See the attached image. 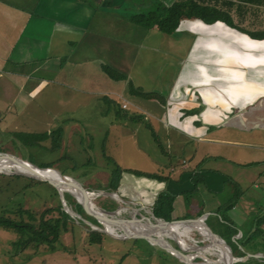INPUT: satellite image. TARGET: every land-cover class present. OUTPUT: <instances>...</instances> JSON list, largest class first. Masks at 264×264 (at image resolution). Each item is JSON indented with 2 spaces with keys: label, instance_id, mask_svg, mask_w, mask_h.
<instances>
[{
  "label": "crops",
  "instance_id": "crops-1",
  "mask_svg": "<svg viewBox=\"0 0 264 264\" xmlns=\"http://www.w3.org/2000/svg\"><path fill=\"white\" fill-rule=\"evenodd\" d=\"M155 1L0 0V125L12 116L11 107L55 102L41 97L46 85H52L49 90L55 93L65 89L81 92L83 87L93 90L102 84L107 87L104 92L128 110L132 104L126 99L128 93L136 96L135 89L143 88L135 73V50L128 44L129 27L132 31L135 16ZM173 1L165 3L170 6ZM225 1L231 3L224 7L233 24L240 27L224 23L222 32L220 28L212 32L209 28L219 23L185 20L172 35L148 29L155 35L175 37L170 40L169 57H177L181 43L188 50L179 67L175 60L168 61L176 73L167 81L165 96L158 88L150 92L161 100L149 99L160 110L154 112L158 107H149L146 98L142 104L133 100V105L152 113L157 122L168 123L184 136L208 145L194 147L191 157L181 158L167 174L162 172L163 164L146 173L149 180L160 184L159 193H144L150 197L149 204L140 199L126 201L142 205L143 213L156 217L160 197L173 198V221L202 217L212 230L207 221L218 217L229 228L224 227L227 232L223 234L228 233L238 249L245 250L254 243L264 245V208L259 202L264 198V35L253 36L264 33V0ZM234 8L239 10L237 17L230 12ZM204 26L207 31L196 28ZM181 33H188L182 41L177 38ZM104 67L124 79H111ZM75 102L85 103L71 98L62 101L66 107ZM44 115L49 119L51 114L45 110ZM135 115L131 110L129 116ZM32 126L36 132L43 131L39 124ZM148 127L155 135V126ZM116 193L121 196L119 190ZM220 225L217 222L216 227ZM230 227L238 235L231 234ZM212 232L234 251L220 231ZM253 233L255 241L249 242Z\"/></svg>",
  "mask_w": 264,
  "mask_h": 264
},
{
  "label": "rangeland",
  "instance_id": "rangeland-1",
  "mask_svg": "<svg viewBox=\"0 0 264 264\" xmlns=\"http://www.w3.org/2000/svg\"><path fill=\"white\" fill-rule=\"evenodd\" d=\"M218 1H220L218 3L220 8H227L223 6L225 0ZM234 9L230 12L237 17L239 10ZM217 25L209 29H212V32L219 30L222 32L224 29L220 27H225L224 23ZM129 28L128 39L130 41L128 44L135 50L133 54L135 73H139L140 76L138 85L143 86L140 92L150 93L158 88V92L165 96L167 81L172 78L174 72L176 73L175 67H179L188 49L181 43L176 53L177 57H169L167 53L170 51V40L175 37L159 33L155 35L153 31L149 33L146 27L141 25L139 27L136 24L132 31L131 27ZM196 28L200 31H207L203 30L207 29L205 26ZM186 35L188 33H181L177 38L182 41L187 37ZM188 43V40L184 42L186 45ZM174 60L176 66L170 67L168 61ZM104 77L113 83L108 76L104 75ZM111 83L109 82L110 85ZM50 88L53 86L46 85L42 89L44 94L41 97L55 100V102L46 103L41 100L33 102L30 107L19 105L11 107L12 116L7 117V120L0 125V155L22 158L39 168L57 169L71 180L78 181L94 195L90 199L93 205L101 214L110 219L132 220L136 218L141 220L139 224H145L146 220L144 221L141 216L150 219L151 214L143 213L146 210L142 205H132L126 199H140L149 204L150 197L144 193L151 194L153 190L160 192L158 181L149 180L146 173L157 171L155 167L163 164L162 172L167 174L170 167L178 164L181 158H190L194 147L208 145L184 136L183 132L168 123L157 122L152 113L136 109L133 100L138 104L144 101V98L138 94L132 96L130 93L129 95L125 93L128 95V98H125L132 104L128 105V110H123L119 103L112 100L113 98L115 100L114 96L106 93L107 91L104 92L107 87L102 84L93 90L83 87L81 92L65 89L52 93ZM70 98L76 101L81 99L85 103L75 102V105H70V107L63 105L62 101ZM116 100L119 102L118 98ZM145 100L149 107L151 105L158 107L153 109L154 112L160 110L158 104H153L148 99ZM4 105L5 103L2 102V106ZM45 110L51 114L49 119L44 115ZM131 110L137 114L133 117H140L136 121L129 116ZM32 118L34 122L32 125L38 127L39 124V128H43V131L41 129L39 132L35 131L31 125ZM151 124L156 128L155 135L148 127ZM215 147L221 149L220 151L225 149L222 146ZM119 169L123 171L124 178L122 179L119 176ZM9 171L12 173H0V216L19 221L21 217L18 211L23 209L33 213L39 219L42 214L62 205L60 194L55 192L53 186L46 184L47 182L42 183L43 181L20 174L16 170ZM116 183L119 184L117 190L122 197L116 193V190H110V187ZM102 193H112V195H102ZM113 194L120 198L114 197ZM64 198L69 206L68 210L78 213L76 211V205L80 204L78 196L65 192ZM259 202L264 208V198H261ZM80 216H71L74 222L68 223L66 230L63 229L55 250H51L48 246H34L23 250L15 244L18 240L16 234L0 230V264H185L147 240L126 239V241L104 234L105 237L101 244H91L89 233L92 228L88 223L99 225L88 219L90 217L86 213ZM59 217L60 213L57 211L46 216L47 219ZM199 218L202 219V217ZM24 221H29L26 215ZM217 222L223 227L217 228ZM207 223L214 232L220 231L221 234L227 232L228 226L218 217L211 218ZM153 224L159 225L155 221ZM194 226L203 230L207 237L197 229L185 228L188 226L181 225L186 229V231L181 229L185 232L181 237L186 245L179 242L184 249L192 250L188 254L206 258V260L196 258L197 263L215 264L207 260L219 261L220 254L217 249L212 250L207 247L210 245V239L215 242L218 240L210 235L202 223ZM107 229L114 233L113 235L125 238L121 229L110 225H107ZM134 233H139V231L129 232L130 235ZM159 236L155 235L153 238H156L158 244L165 249H167L166 242L165 246L161 242L167 239L174 247H178L177 237L166 233L167 239L161 235L160 242ZM223 237L234 249V257L238 260L234 264H242L247 259L255 258L241 257V254H246L247 251L253 256L256 255L254 253H264V245L254 243L251 248L240 250L234 240L230 239L228 233H224ZM193 249L197 250L193 251ZM188 259L191 261L189 257ZM255 259L264 264V259Z\"/></svg>",
  "mask_w": 264,
  "mask_h": 264
},
{
  "label": "trees",
  "instance_id": "trees-1",
  "mask_svg": "<svg viewBox=\"0 0 264 264\" xmlns=\"http://www.w3.org/2000/svg\"><path fill=\"white\" fill-rule=\"evenodd\" d=\"M167 0H156L150 9L145 13H140L135 16L134 22L138 25L144 26L147 29H157L158 31L172 35L180 28L181 24L185 20H200L207 25H214L217 23L228 24L232 28H238L233 24V20L228 12L224 8H220L218 0H175L168 6L165 2ZM234 1V0H230ZM228 5V1L223 3ZM231 4V3H229ZM261 36L264 33H254L253 36ZM106 74L113 80L124 79L122 75L118 74L116 71L110 67H104ZM141 90L135 89L136 94L142 96L146 99L161 100L154 93H142ZM128 117V115H125ZM136 116V115H135ZM140 117H131L133 121H136ZM50 168V167H49ZM119 176H122L123 171L118 170ZM125 173V171H124ZM41 183V182H37ZM44 183V182H42ZM49 184V183H46ZM50 185V184H49ZM51 186V185H50ZM119 184L116 183L110 187V190L117 191ZM55 192L59 195L56 188L52 187ZM66 197H70L66 195ZM173 198H163L160 197L158 205L156 207L155 216L157 218L163 219L164 221H173L171 214L173 213ZM76 211L78 214H85V210L81 204L76 205ZM59 212V218L47 219L46 216L52 212ZM21 219L19 221L7 218L5 216H0V230L8 231L16 234L18 240L16 241L17 247H22L23 250L34 246H48L51 250L56 249V244L60 241L63 229H67L68 223L74 222L72 217L63 210L62 205L53 210H49L42 214L39 219H37L33 213L29 211H24L20 209L18 211ZM27 216L29 221H24V216ZM93 223L98 224L95 219L88 218ZM37 222L38 225L36 224ZM229 229V228H228ZM231 229V234L238 235L236 230ZM91 244H101L103 238L105 237L103 233L97 231H90L89 233ZM249 242L255 241V234H251L249 237ZM246 254L242 253L241 257H245ZM242 264H263L259 262L258 259L250 258L247 259Z\"/></svg>",
  "mask_w": 264,
  "mask_h": 264
},
{
  "label": "water",
  "instance_id": "water-1",
  "mask_svg": "<svg viewBox=\"0 0 264 264\" xmlns=\"http://www.w3.org/2000/svg\"><path fill=\"white\" fill-rule=\"evenodd\" d=\"M1 157H9L12 160L15 159L17 162H26V160H24L22 158H16V157L9 156V155H6V156H1L0 155V159H1ZM19 164H21V163H19ZM21 165H22V167L24 169L26 168V169H28L27 171L33 173L31 170H29L28 167H26L23 164H21ZM32 166L36 167L40 171H47V170H51L52 169V170H54L56 172H59L62 177H64L65 179H67L66 176L64 174H62V172H60L57 169H54V168H39L38 166L33 165V164H32ZM20 174L26 175L24 173H20ZM27 176H30V175H27ZM33 178H36V179L41 180L43 182H47L51 186H53L54 188L57 189V191L60 194L61 200H62V207H63L64 211H66L70 216L76 215V216L81 217L78 213H75L73 211L70 212L68 210L69 206H68V204H67V202H66V200L64 198V192L61 190V188H64V189L65 188H71V189H75V190L79 191L80 194H79L78 198L80 200V204L83 206V208L85 210V213L91 219H95L97 221L98 225H99V226H95L92 223H88V225L91 226L92 231H97V232L103 233L105 235H110V236L113 237V235L108 232V229H107V226L106 225H110V226H112L114 228L117 227L118 229H121L123 231V233L125 234V238L118 237V239H125V240L126 239H129V240H141L142 239V240H147V241L153 243L154 245L160 247L165 252L170 253L172 256H174L175 258L179 259L181 262H183L185 264H205V263H197L195 261L196 258H201L203 260H206L205 257H203V256H196V255H193V254H188V252H190L192 250H190V249H188V250L184 249L178 239H176V242L178 243V247L177 248L174 247L170 243V241L168 239L166 241L163 240V242H166V244L168 246L170 245L172 247V249H173V250H170V249L167 250L162 245H159L158 242H157L158 240L156 238H153L152 236L144 235V234H137V233L130 235L124 229L121 228L123 225H126L125 223H133L132 222L133 220H119V219H112V218L110 219L108 217L102 218L103 215L100 216L98 213H96L95 211H93V208H91V204H93V203L90 201V199L94 195H92V193H90L89 191H87V189L81 183H79L78 181H75L73 179L71 181H67V180L54 181V180H51V179H46L44 177H33ZM67 192H70V191H67ZM70 193H72V192H70ZM103 194H108L110 196L112 195V193H102V195ZM113 196L114 197H117V198H120L119 196L114 195V194H113ZM141 218H143V216H141ZM202 219L199 218V219H192V220H179V221L168 222V221H164L162 219L156 218L154 216L152 217V219L151 218L148 219L147 217L143 218V220L144 221L146 220V223H148L149 225L150 224L154 225L153 224V221L157 222L158 224H160L162 222L163 225L165 226L164 230L166 228H169V227L174 226V225H179V226H181V225H193V224L199 225V224L203 223L205 225V227L207 228L208 232H210L211 235H213V236L216 237V235L212 232V230L206 225L204 219H203V222H202ZM140 221L141 220L138 219L136 221V223H140ZM223 243L230 250V256H229L230 257V261L233 262V264H234V262H237V260L234 257V254L232 252V249L225 242H223ZM195 250H197V249H193V251H195ZM188 257L191 259V261H189ZM247 257H249V258L250 257H255V258H259V259H264V256H261V255H254L253 256V255H250L249 254V255H247ZM207 261L209 262V260H207ZM211 261H212V263L218 264V261H213V260H211Z\"/></svg>",
  "mask_w": 264,
  "mask_h": 264
},
{
  "label": "bare ground",
  "instance_id": "bare-ground-1",
  "mask_svg": "<svg viewBox=\"0 0 264 264\" xmlns=\"http://www.w3.org/2000/svg\"><path fill=\"white\" fill-rule=\"evenodd\" d=\"M9 159H10L9 157H1V159H0V173L7 172L8 174H11L12 171H9V170H16V172H18V173H24V174L30 175L32 177H44L46 179H51V180H54V181H63V180L71 181V179L69 177H66L67 179H65L64 177H62L60 175L59 172H56V171H54L52 169L51 170H47V171H40L36 167L32 166V164L30 162H28V161H26V162H17L15 159H14L15 161L12 160V159H10V160ZM19 163H21V164L25 165L26 167H28L29 170H31L33 173L27 171L28 169H26V168L24 169L22 167V165L19 164ZM61 190L64 193L67 192V191H70V192H72L76 196H79V194H80L79 191H77L75 189H71V188H65V189L64 188H61ZM91 208H93V211H95L96 213H98L100 216L103 215L102 218H106V216L104 214H101V212L93 204H91ZM132 220H133L132 221L133 223H125L126 225H123L121 228L122 229H125V231L128 234H129V232L131 233L132 231H139V233H137V234H144V235H149V236L152 235V237H155V235L156 236L157 235H160L159 236L160 237L159 238L160 242L162 240L161 239V235H164L165 236V234L167 233L168 235H171L172 237H177V239L179 241L183 242L186 245L185 241L181 237L185 233L183 230L186 231L185 228L197 229L198 231H200V233L202 235H204L205 237H207V235L204 233L203 230H201V229L197 228L196 226H194L195 224L192 225L193 227L190 226V225H187L188 227H185V228H182L184 226L181 227L179 225H174V226H171V227L166 228L164 230L165 226L163 225L162 222L159 225H156L155 226V225H152V224L149 225L148 223H145L143 225L142 224H139V223H136V221H137L136 218H134ZM202 222H203V219H202ZM204 227H205V225H204ZM181 229H183V230H181ZM108 232L110 234H112V235L114 234V233L110 232L109 230H108ZM145 233H147V234H145ZM134 234H136V233H134ZM113 236H115V235H113ZM211 236L212 237H215L213 235H211ZM115 237L116 238H118V237L123 238L122 236H118V237L115 236ZM165 238H166V236H165ZM215 238L218 241H220L221 245H220V243L218 241L215 242V241H213V240L210 239V242L211 243L207 247V249H212L213 250L215 248V249L218 250V253L220 254V258H221L218 261L219 264H233V262L230 261V257H229L230 256V250L224 245V243L221 240H219L217 237H215ZM161 243L164 244V246L166 245L165 242L164 243L161 242ZM165 247L167 248V250L168 249L173 250L171 246H167L166 245ZM209 262L212 263L211 260H209ZM234 263H236V262H234Z\"/></svg>",
  "mask_w": 264,
  "mask_h": 264
},
{
  "label": "built area",
  "instance_id": "built-area-1",
  "mask_svg": "<svg viewBox=\"0 0 264 264\" xmlns=\"http://www.w3.org/2000/svg\"><path fill=\"white\" fill-rule=\"evenodd\" d=\"M124 108H127V106H126V105H124Z\"/></svg>",
  "mask_w": 264,
  "mask_h": 264
}]
</instances>
